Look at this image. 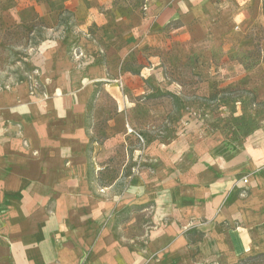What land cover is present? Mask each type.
I'll list each match as a JSON object with an SVG mask.
<instances>
[{"label": "crops", "instance_id": "obj_1", "mask_svg": "<svg viewBox=\"0 0 264 264\" xmlns=\"http://www.w3.org/2000/svg\"><path fill=\"white\" fill-rule=\"evenodd\" d=\"M33 9L44 24L33 32L54 35L32 65L38 89L0 70V264H236L264 252V126L242 145L181 135L118 203L92 181L87 131L109 95L132 114L126 92L174 56L264 24V0H0V47ZM144 213L153 228L132 239Z\"/></svg>", "mask_w": 264, "mask_h": 264}, {"label": "rangeland", "instance_id": "obj_2", "mask_svg": "<svg viewBox=\"0 0 264 264\" xmlns=\"http://www.w3.org/2000/svg\"><path fill=\"white\" fill-rule=\"evenodd\" d=\"M34 11L26 28L4 31L6 42L0 47V70L13 80V86L31 85L30 76L37 75L32 65L42 55L40 44L44 38L54 39V35L33 32L44 26ZM68 29L58 36L65 43L70 41ZM237 30L240 32L242 28L234 31ZM245 33L239 39L231 36L210 50L174 56L169 65L165 63L156 81L138 84L131 89L134 93L126 92L129 102L126 105L133 109L132 114L120 115L122 99L110 95L105 105L98 103L95 122L99 129L87 125L88 136L95 145L92 150L89 147L95 159L89 170L99 188L110 189L114 202L132 192L138 182L148 181L143 177L156 169L159 153L156 149L164 148L181 135L190 134L196 141L207 138L242 145L264 126V24H254ZM73 57L81 60L80 51L74 52ZM38 85L34 80L32 89H38ZM117 85L123 94V84ZM97 102V97L89 101L90 114ZM104 123H109V127L103 126ZM133 209L127 207L116 212V233L119 221H128L135 213ZM139 216L136 225L127 228V235L132 239L141 235L142 240L153 226L147 213ZM261 254L264 252L249 253L238 262L255 258L249 264H264V257H257Z\"/></svg>", "mask_w": 264, "mask_h": 264}, {"label": "trees", "instance_id": "obj_3", "mask_svg": "<svg viewBox=\"0 0 264 264\" xmlns=\"http://www.w3.org/2000/svg\"><path fill=\"white\" fill-rule=\"evenodd\" d=\"M257 257H264V254H261L260 256H257ZM253 260H255V258H248L246 259L245 261H240L236 264H249L250 262H252Z\"/></svg>", "mask_w": 264, "mask_h": 264}]
</instances>
